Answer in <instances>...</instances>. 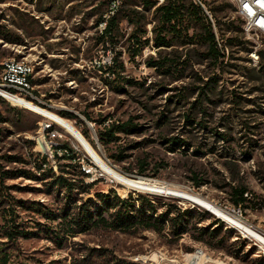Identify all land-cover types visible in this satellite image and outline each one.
<instances>
[{
	"label": "rangeland",
	"instance_id": "374dc122",
	"mask_svg": "<svg viewBox=\"0 0 264 264\" xmlns=\"http://www.w3.org/2000/svg\"><path fill=\"white\" fill-rule=\"evenodd\" d=\"M112 1L0 0V76L10 59L31 66L24 100L72 125L89 148L0 95V264H264V247L238 228L194 203L120 185L95 162L198 196L264 237V60L249 62L232 3L202 0L225 47L223 64L213 66L191 15L184 13L178 33L159 24L156 8L167 0H120L126 6L113 36L102 40L100 20ZM180 3L182 10L197 6ZM159 30L170 47L154 46ZM114 57L119 76L106 71ZM206 83L212 88L201 96ZM127 123L136 129L117 128ZM58 177L75 184L70 197L54 184ZM236 187L248 189L242 207L230 202ZM107 194L152 200L154 219L174 206L192 209L189 231L175 236L166 222L161 232H81L71 223L79 212L97 215V199Z\"/></svg>",
	"mask_w": 264,
	"mask_h": 264
},
{
	"label": "trees",
	"instance_id": "16d2710c",
	"mask_svg": "<svg viewBox=\"0 0 264 264\" xmlns=\"http://www.w3.org/2000/svg\"><path fill=\"white\" fill-rule=\"evenodd\" d=\"M153 5L150 1H145L144 6L149 8ZM126 6V4L121 1L118 9L114 11L112 15L108 14L107 18H101L100 22L104 23V27L101 31L100 38L103 40L111 39L113 36L114 28L117 24V14L118 10ZM184 6L180 3V0H167V3L159 6L156 8V12L159 14V24H161L162 28H168L169 32H176L178 33L180 29V23L184 17V13H188V16L191 15L192 19H196V22L200 25L202 31V42L206 46L207 49V58L212 61L213 66H221L223 64V56L218 50V43L216 42V37L213 32V28L211 22L203 15V10L196 6L192 10L189 11V8L185 10ZM133 12V11H132ZM128 20L133 21V14L131 13L130 17H127ZM159 29V28H157ZM162 30H159L155 34L154 38V46L156 48L161 47H170L171 44L169 41L166 40V36H162ZM261 58L264 60V53H261ZM117 57H114L113 67L108 68L106 71L108 73L116 74L119 76L121 71H117L118 69H122L121 65H118ZM2 68V67H1ZM260 77L257 79L251 80H259ZM215 80L212 78L211 81ZM209 83H206V86L201 89V96L204 95V90H209L212 88L209 86ZM195 106V104H194ZM189 115H187V118ZM119 130H130L136 129L135 126L127 123L122 125ZM111 130H109V133ZM113 138V136H111ZM248 152H244V155H247ZM69 157V156H68ZM4 175V174H3ZM3 181L2 175H0V184ZM54 184L59 188L65 187V190L69 193L72 192V189H75V184L68 182L67 180L63 179L62 177H58ZM84 185H81L80 188H84ZM248 189L246 187H239L234 188L230 195V202L234 207H242L247 202L245 194H247ZM99 207L102 209L97 212V215L94 213H89L87 210L86 215L82 213H78L77 216L72 219L71 223H73L76 227H79L81 232L89 230L92 227H103L109 228L116 231H123L128 232L133 229H142L147 230L151 229L155 232H161L164 228L166 222H170L171 231L175 236H181L182 234H186L189 231V225H191L193 220V210L191 209H180L177 206L171 207L164 213L160 214L157 219H154V216L157 213V208L150 199H146L143 196H138L136 199L132 198L131 196L128 199H120L117 195L110 196L107 195H100L97 199ZM85 205L91 207L92 204L94 205V201L91 199L88 200ZM113 210L109 218L103 216L104 212H108ZM171 214L173 216L168 218ZM206 215L211 216L208 212H205ZM83 215V216H82ZM216 224L221 223L219 220L215 221ZM191 228V226H190ZM196 228V227H195ZM15 235L22 234V232L13 231ZM7 235L10 238H13V233L9 232ZM201 236V235H200ZM203 237H198L197 241H202ZM223 239H221L222 242Z\"/></svg>",
	"mask_w": 264,
	"mask_h": 264
},
{
	"label": "bare ground",
	"instance_id": "6f19581e",
	"mask_svg": "<svg viewBox=\"0 0 264 264\" xmlns=\"http://www.w3.org/2000/svg\"><path fill=\"white\" fill-rule=\"evenodd\" d=\"M14 65H16L17 69H22V70H29V77L30 79L32 78V73L33 69L31 66L24 62L20 61H14ZM3 80V72L0 76V81ZM19 84H26V90L29 92V90L32 88V81H26V77H19ZM1 91V90H0ZM15 92V94H13ZM1 93V92H0ZM23 95V88H10V96L13 97H21ZM10 101L26 108L31 111H33L36 114L41 115V117L53 121L54 123H57L59 126H61L66 132H68L81 146L84 148H88V145L85 141V139L82 137V135L69 123L66 121L54 116L53 114L49 113L47 110L40 108L38 106L33 105L32 103L22 99H9ZM96 159V164L98 168L101 170L102 173H104L106 176L109 178L113 179L115 182H117L120 185L134 188V189H139V190H144V191H151L154 193H164L168 194L170 196H173L175 198L188 201L191 203H194L200 207H203L204 209H208L209 211H212L218 218L224 220L228 224L232 225L233 227L238 228L240 231H242L244 234H246L248 237L255 239L258 241L263 247H264V237L258 234L255 230L250 228L249 226L245 225L238 219L234 218L233 216L229 215L227 212L223 211L222 209H219L209 203L208 201L192 195L190 193H185L181 191H176L172 189H167L163 188L160 186L156 181H134L127 179L126 177H123L119 174H117L115 171H113L111 168H109L107 165H105L101 160H99L97 157ZM162 185V184H161ZM195 255L200 257V253H195ZM204 259V258H203ZM202 258H198L193 264H204L205 261Z\"/></svg>",
	"mask_w": 264,
	"mask_h": 264
},
{
	"label": "built area",
	"instance_id": "2783aa9c",
	"mask_svg": "<svg viewBox=\"0 0 264 264\" xmlns=\"http://www.w3.org/2000/svg\"><path fill=\"white\" fill-rule=\"evenodd\" d=\"M194 1L209 17L215 31V37H217L215 21L211 18L209 12H207L203 1ZM118 2H120V0L112 1L109 10L111 15L118 9ZM230 2L233 5L234 19L240 27L242 38L248 45L247 54L249 62H254V65H256L259 63L261 53L264 51V16H259V8H264V0H230ZM244 2H252V9H244ZM218 48L223 58H225V47H223V43L219 38ZM2 70L3 80L0 81V90L4 92V94L0 93V95L5 98V94L10 96V88H23V95H21V97H10L13 99H26L29 92L26 90V84H19V77H26V81H32L29 77V70L17 69L13 59L2 64ZM86 174L92 175L91 172H86Z\"/></svg>",
	"mask_w": 264,
	"mask_h": 264
},
{
	"label": "water",
	"instance_id": "95a60500",
	"mask_svg": "<svg viewBox=\"0 0 264 264\" xmlns=\"http://www.w3.org/2000/svg\"><path fill=\"white\" fill-rule=\"evenodd\" d=\"M206 211H208V212L211 213L212 215H215L212 211H209L208 209H207ZM219 219H220V218H219Z\"/></svg>",
	"mask_w": 264,
	"mask_h": 264
}]
</instances>
